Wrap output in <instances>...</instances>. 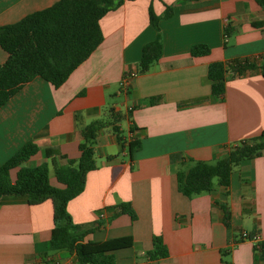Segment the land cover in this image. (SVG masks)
<instances>
[{"label": "crops", "instance_id": "crops-1", "mask_svg": "<svg viewBox=\"0 0 264 264\" xmlns=\"http://www.w3.org/2000/svg\"><path fill=\"white\" fill-rule=\"evenodd\" d=\"M58 1L0 0V27ZM168 6L172 16L161 19L158 32L150 9L162 17ZM100 27L102 44L61 87L36 78L0 109V165L33 142L40 151L24 166L47 164L50 182L61 187L56 169L80 157L82 130L114 110L125 141L112 126L99 132L98 169L68 204L75 224L89 229L102 223L86 239L132 237V248L115 252L116 264H147L154 237L170 254L150 264H264V249L241 239L243 232L264 236V153L243 161L229 188L188 198L177 182L191 160L214 163L264 131L261 69L229 76L222 98L212 94L208 78L215 62L264 64V6L258 0H134L109 12ZM159 34L162 57L140 73L143 48ZM198 44L210 53L193 56ZM8 57L0 47V65ZM130 141L141 144L132 157ZM219 202L231 212V228ZM121 204H130L137 219L116 215ZM53 229L51 201L31 206L25 197H3L0 264H76L68 251L50 250Z\"/></svg>", "mask_w": 264, "mask_h": 264}, {"label": "trees", "instance_id": "trees-1", "mask_svg": "<svg viewBox=\"0 0 264 264\" xmlns=\"http://www.w3.org/2000/svg\"><path fill=\"white\" fill-rule=\"evenodd\" d=\"M127 1L134 0H59L53 6L30 14L17 23L1 26L0 47L9 57L0 65V109L36 78L45 80L55 88L61 87L102 44V18ZM258 2L264 6V0ZM172 13L171 6L167 7L162 17L150 9V22L159 32L161 19L171 17ZM210 51L209 46L198 44L192 47L191 54L199 57L208 55ZM162 54L163 44L159 34L155 41L143 48L140 73L149 71ZM257 69H261L264 75V64L248 60L212 63L208 68L212 94L222 98L229 76L237 77ZM118 122V114L110 110L108 115L92 121L82 130L80 157L69 159L65 167L56 169L55 176L61 187L51 184L47 164L24 166L40 151L33 142L25 144L6 163L0 165V204L5 196L25 197L31 206L51 201L54 209V229L50 250L68 251L75 255L76 264H116L115 252L134 246V239L130 236L101 242L87 240L102 223L85 229L73 222L68 211L70 201L84 191L88 174L98 169L95 143L99 132L112 126L120 141H125ZM140 148L139 142L130 141L131 157ZM263 153L264 131L258 137L230 147L228 153L214 163L191 160L189 168L177 172L178 189L186 197L193 198L214 191L216 186L229 188L235 169L243 161L255 159ZM16 169V179L12 182L11 172ZM218 204L224 210L225 225L231 228V212L228 206L225 203ZM117 210L116 215L128 214L132 220L137 219L130 204H121ZM169 254L163 239L154 237L153 247L147 253V264L168 258Z\"/></svg>", "mask_w": 264, "mask_h": 264}, {"label": "built area", "instance_id": "built-area-1", "mask_svg": "<svg viewBox=\"0 0 264 264\" xmlns=\"http://www.w3.org/2000/svg\"><path fill=\"white\" fill-rule=\"evenodd\" d=\"M129 76L124 77L121 86L124 87V89L127 87L129 82ZM241 239L243 241H250L252 242L256 248H259L260 250L264 249V236L260 233L256 232H243L241 235Z\"/></svg>", "mask_w": 264, "mask_h": 264}, {"label": "rangeland", "instance_id": "rangeland-1", "mask_svg": "<svg viewBox=\"0 0 264 264\" xmlns=\"http://www.w3.org/2000/svg\"><path fill=\"white\" fill-rule=\"evenodd\" d=\"M125 125H126V121H124L123 122V126L125 127ZM52 184V183H51ZM53 185V184H52ZM53 186H57L56 184L55 185H53Z\"/></svg>", "mask_w": 264, "mask_h": 264}]
</instances>
